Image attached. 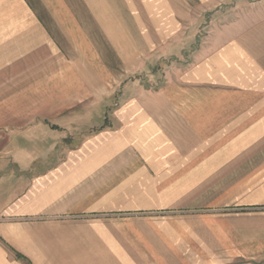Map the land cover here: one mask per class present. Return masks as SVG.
Returning a JSON list of instances; mask_svg holds the SVG:
<instances>
[{"label": "crops", "instance_id": "obj_1", "mask_svg": "<svg viewBox=\"0 0 264 264\" xmlns=\"http://www.w3.org/2000/svg\"><path fill=\"white\" fill-rule=\"evenodd\" d=\"M173 1L0 0V264H264V0Z\"/></svg>", "mask_w": 264, "mask_h": 264}, {"label": "rangeland", "instance_id": "obj_2", "mask_svg": "<svg viewBox=\"0 0 264 264\" xmlns=\"http://www.w3.org/2000/svg\"><path fill=\"white\" fill-rule=\"evenodd\" d=\"M173 3L174 8L178 11L182 27L178 33V58H182L202 45L203 39L209 31V20L212 18L214 10L208 12L205 8L203 9L199 0H176Z\"/></svg>", "mask_w": 264, "mask_h": 264}]
</instances>
